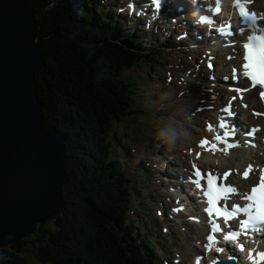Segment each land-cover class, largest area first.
<instances>
[{"label": "trees", "instance_id": "16d2710c", "mask_svg": "<svg viewBox=\"0 0 264 264\" xmlns=\"http://www.w3.org/2000/svg\"><path fill=\"white\" fill-rule=\"evenodd\" d=\"M35 1L39 41L48 53L41 81L37 75L39 95L47 123L67 142L69 181L54 226L42 224L33 235L37 263L24 253L29 242L24 239L0 250V264H160L151 233H143L130 215L132 198H140L146 185L115 155L116 144L122 146L116 124L146 105L138 103L127 75L144 50L114 25L113 16L112 25L104 22L99 0H54L52 7L51 0Z\"/></svg>", "mask_w": 264, "mask_h": 264}, {"label": "water", "instance_id": "95a60500", "mask_svg": "<svg viewBox=\"0 0 264 264\" xmlns=\"http://www.w3.org/2000/svg\"><path fill=\"white\" fill-rule=\"evenodd\" d=\"M41 30L35 0H0V248L32 236L65 208L68 146L43 113Z\"/></svg>", "mask_w": 264, "mask_h": 264}, {"label": "snow or ice", "instance_id": "6c2138e0", "mask_svg": "<svg viewBox=\"0 0 264 264\" xmlns=\"http://www.w3.org/2000/svg\"><path fill=\"white\" fill-rule=\"evenodd\" d=\"M157 8L160 7V0H154ZM252 0H247V3H251ZM221 0H216V6L214 11L219 13L221 11L220 7ZM231 5L234 8L239 9L241 16V27L237 29L239 33H244L245 31L250 30V34L246 38V42L243 44L245 51V64L244 67V77L250 79L251 87L256 88L259 86V95L264 98V23H259V21H264V14H257L255 11H249L245 0H230ZM201 20L207 23H213V21L205 16ZM224 36H232L235 33L231 30V22L228 21L226 24H222L218 29ZM234 44L235 41H232ZM232 57H229L231 59ZM209 68H212L211 63H209ZM233 79H238L236 75V70H233ZM214 80V77H210ZM225 79H229L225 77ZM230 90L236 91L237 93H242L243 91H249V88L241 89L236 86H231ZM213 91V89H209ZM237 99L236 96L232 97L228 104H226L219 111L224 113V115L219 117L218 123L215 125L217 134L214 136V141L216 143L211 144V149L213 151H222L227 153L231 148L237 146L238 141H234V137L237 134V129L233 121L235 112L232 110L233 102ZM246 106V105H245ZM208 107L214 108V105L209 104ZM260 115L261 113H256ZM209 130H213V126L210 124L208 126ZM222 130V134H220ZM253 130H249L246 135H252ZM208 144V140H202L201 146ZM218 144H223V148H218ZM200 153H197L199 156ZM194 172L192 176L188 179L191 183L195 185L197 189L200 190L201 194L207 198L209 207L205 211L209 214L211 224L212 235L207 237L209 244L207 247L211 248L212 245L216 242L217 237L215 233H224V229L220 227V224L216 222L215 217L223 216L224 223L226 227L228 225V220L236 217L239 213H247L248 218L242 219L239 221L238 230H231L223 234L222 239L225 241L238 240L241 235H247L250 229H255L256 231L264 232V169H259L260 177L256 185H254L249 192L241 193L240 190L232 185L225 183L228 176L231 175V169L223 175L214 173L213 171L201 172V169L198 168L195 163L192 165ZM253 166L249 165L248 168L242 173L243 178L247 179L250 173L253 172ZM194 177V178H193ZM219 180V183H217ZM201 181L205 183L202 184ZM236 198L237 201L244 200L247 201L243 206L239 202H236L229 207V200ZM223 202L222 204L220 202ZM256 208V212L253 214L252 209ZM181 209H174V211H180ZM215 213V217L213 214ZM239 247L243 250L244 244L241 243ZM223 251V249H219ZM255 251V250H252ZM264 261V251L256 253L254 257L252 253H249V259L254 261L256 260ZM230 259H232L230 257ZM213 264H216L214 261Z\"/></svg>", "mask_w": 264, "mask_h": 264}, {"label": "bare ground", "instance_id": "6f19581e", "mask_svg": "<svg viewBox=\"0 0 264 264\" xmlns=\"http://www.w3.org/2000/svg\"><path fill=\"white\" fill-rule=\"evenodd\" d=\"M256 1L258 3H262L264 5V0H256ZM259 9L262 10L263 7H259ZM184 15H186V14H184ZM165 18L167 20H169L168 17H165ZM159 23H160V18L156 19L155 26L159 25ZM171 25H172V23H171ZM171 25L168 26L169 29L173 28V27H171ZM182 27H185V26L184 25L179 26V23L176 24V26H175L176 33L178 32V30L182 29ZM99 36H101V35H99ZM171 36H173V34ZM182 40H184V38H182ZM193 41H195L196 44L198 43L195 38H193ZM202 51L205 52V48L199 49L198 52L192 50L188 53V55H190V59H197L196 63H193V61H190V60L179 61L180 57L183 55L178 53L172 62L173 68H169L172 71L171 76H173V80L170 84H167V82L164 81V86L162 87V90H164V91H162V94L157 96V98L160 99L162 102H166V105L170 104L171 108H174L175 111H179L181 118H183V117L188 118V115L194 118L193 120L190 119L192 121V123L195 125L194 129L191 132V140L189 142L182 144V145L178 146L177 148L171 149V150L166 146L167 150H170L169 153L171 155L178 156V158L180 160L179 163H178V161L176 162V164L180 165V166H177L178 170L180 169V167L182 168V170H184V168H186V167H189L188 151L191 152L192 157L197 156V151H201V152L204 151V150L198 148L195 144H196L198 138L203 133H205L203 131V126L205 124V120L207 118L213 117L215 115L216 109L224 102V99H226L228 97V95L231 94V92L229 90L227 91L224 84H226L227 86L233 85L231 83V81L229 82L224 77L223 78L224 84L219 83L216 86H212L209 78L202 77V74L205 72H208V77H209V71L211 70V68H209V67H207L201 63V58L196 57L199 54V52H202ZM229 51H230V53H235L236 48H234V47L230 48ZM226 53H227V51L225 49H221L218 52V56L216 59L217 68L215 70L217 73H220L221 70H225V67L228 64V62L225 60ZM231 63H233V61ZM177 66H179V67L177 68ZM233 70L234 69H231V70L228 69L225 72V75L230 74V76H233V73H232ZM164 74L166 75V77H168L167 71H165ZM236 75L240 78L241 84H243L245 87L247 85L246 78H244L243 76H240L238 73H236ZM197 80H201V82L198 83ZM172 85H176L178 87V91H176V90L171 91ZM210 88L214 89V90L210 92L209 91ZM166 91H171V92L166 96V95H164V93H166ZM253 96H254L253 92H250L247 95V97L250 101H252ZM179 103H182V104L185 103V104L189 105L190 107L187 108L184 106V110L182 108L175 107L176 106L175 104H179ZM209 104L214 105V108H212L213 110H203L201 112L195 113L194 110L192 109V107H194V109H195L197 106H200V107L206 109ZM242 114L244 117L250 118V122H257L250 117V110L249 109H246V110L242 109ZM246 132H249V129H247ZM240 139L242 141L246 140V141H244V142H246V143H244V146L248 150L254 149V147L251 148V146L247 143L248 140L245 136L241 135ZM254 139H255V135L253 137H251L250 142L254 141ZM255 142H256L255 147H257V141H255ZM255 149H257V148H255ZM210 153H212L211 150H208V155L203 154L200 161L205 162V160H207L209 158V156L211 155ZM226 154L227 153L222 152V151H218V152L213 153V155L216 156V159L218 161L221 160L223 167L231 166L234 163H236L237 161L242 162V159L244 161L243 163L246 162V165L244 166V168L238 172L239 176L242 175V173L248 168L249 165L253 166L254 170L250 174L254 175L256 173V170H257L256 169V163L258 161L264 159L263 153H258L256 156H252V158H251L250 152H248L245 149H239V148L234 149L229 158L226 157L227 156ZM223 157H225V159H223ZM216 159L214 160L215 163H216ZM163 160H164V163H166V164H169L171 162V159H169V157L168 158L164 157ZM161 163L162 162H158V164H160V165H161ZM237 178H238L237 176H232L231 179L236 180ZM254 181L255 180H253L251 182H254ZM180 213L181 212H178V213L172 212L169 219L176 220V218H177V220H182L184 218V216H183V214H180ZM181 224H183V223H181ZM191 224H192V228L197 229L199 233L203 230H206V228L203 225L200 227H197L196 224H194V223H191ZM191 236L196 241L198 239H201V237L199 236V234L197 232H195V234H193ZM136 246H138V245H136ZM133 253H135V252L133 251ZM188 254H190V256H187L185 259H187V260L191 259L189 261H192V256L195 254L193 247L190 250V253H188ZM188 254L186 252V255H188ZM138 256L141 257V255H138ZM145 262H147V261H145ZM262 264H264V263H262Z\"/></svg>", "mask_w": 264, "mask_h": 264}, {"label": "rangeland", "instance_id": "374dc122", "mask_svg": "<svg viewBox=\"0 0 264 264\" xmlns=\"http://www.w3.org/2000/svg\"><path fill=\"white\" fill-rule=\"evenodd\" d=\"M111 3H114L115 0H110ZM116 8V7H115ZM116 10V9H115ZM127 24L128 26L127 31L128 32H133L135 34L138 35V38L140 39V41L142 40L145 45H150L151 42H147L148 39H153L154 37H156L157 35L155 34L153 37H150L149 34L144 33V29L143 26H141V24L137 21V22H131L127 20ZM141 41V42H142ZM168 50H171V48H168ZM171 58L169 59V61H165L162 63H158V69L157 72L155 73L153 78L147 77L148 74L146 73H136V77L138 76L137 85H143L145 83H147V85L150 86L149 87H143V86H138L139 88H148L146 92H143V90L137 91L136 93V97L138 98V103H146L145 108H143L141 110V112L136 115L137 117L141 118V122L132 127V123L128 122V121H124L123 125L124 128L123 129H119L121 130L123 133L127 132V134L125 135L128 141H132L131 146L134 148H137L138 153L136 156V159H138L137 157H140L139 161H146L145 158H147L148 163H145L147 166H144L143 168L147 171V169H154V171H152V174L155 176L153 178H155L154 182L152 184L149 183L148 185V190L146 191V193L143 196H147L150 195V190H154V189H158V187L160 188V192L159 194H162V192L164 191V188L161 187V179H162V175H168L169 173L173 172V173H177L176 170H174L176 167L175 165L171 164L169 166H167L166 163H164V167H153V165L155 164L154 161H158V160H162V157H164L166 155V153H168V150L164 149V146L162 144V142H160L159 140H157L155 138V130H156V124L157 121L159 119H161L162 117L166 116L168 113L171 112L170 109H172L170 106L167 107V109H165V106H162L163 103L160 99L157 98V96H159V94L161 93L159 88L161 85V81L162 78L164 77L163 71L164 69H166L168 67V64L172 61V59L174 58V50H171ZM48 55V53H47ZM46 55V57H47ZM147 77V78H146ZM39 78L41 81V72L39 73ZM152 81V82H151ZM159 85V86H157ZM157 87V88H156ZM151 101V103L149 102ZM163 108H160V107ZM151 108H153L152 113L154 115V117L158 120H154L153 121V128L149 131H145V135L143 133V130L145 129V122L149 121L151 119V115H150V110ZM186 124H189L188 126H192V123L190 122V120L186 121ZM142 140H146L144 143H142ZM67 143V142H66ZM130 143V142H129ZM127 147V149L129 150V152H131L133 154V152L130 150L131 147H129L128 145H125ZM141 152V153H140ZM134 157V156H133ZM170 158L173 161H177V158L175 156H170ZM131 171H134L137 173V170H135L131 164L130 165H126ZM168 167V168H167ZM156 168L159 169L156 170ZM167 168V169H165ZM150 178L149 173L147 172H140L139 175V181L141 182V184H147L148 180ZM155 198V197H154ZM158 199H164V196L161 195ZM156 200V198H155ZM139 218L143 221V219L148 222L150 219V216L156 215V209L151 210L150 207L148 208V214H138ZM150 215V216H148ZM151 223H153L154 225L158 224L160 226V230H161V237H160V241H158L155 245L156 251L160 253L161 259H166L169 264L174 263V256L177 250H179L178 248L182 247L184 244H188L187 240H184V235H182L180 233V227L179 226H174L171 225L169 227V231L167 233L162 232L164 223H162L161 221H153L150 220ZM45 225H47L48 227H53L54 223L52 222V220H49L48 223H42ZM40 224V226L42 225ZM39 226V227H40ZM158 229V228H157ZM177 233V234H176ZM179 234V235H178ZM26 240H28L29 242L24 246L25 248V254L26 256L33 262V263H37V259L35 257H33L32 253H33V245H34V237L30 236L27 238H24ZM19 239L16 242H14V244L24 240ZM192 239V238H191ZM13 245V244H12ZM11 245V246H12ZM6 247V248H10L12 249V247ZM188 254V253H187ZM187 256H190V254H188ZM191 260V259H189ZM182 264V263H180Z\"/></svg>", "mask_w": 264, "mask_h": 264}, {"label": "clouds", "instance_id": "9594fccd", "mask_svg": "<svg viewBox=\"0 0 264 264\" xmlns=\"http://www.w3.org/2000/svg\"><path fill=\"white\" fill-rule=\"evenodd\" d=\"M168 95V93H164ZM186 117L181 118L179 111L168 113L157 121L155 138L164 143L170 150L191 140V133L186 126Z\"/></svg>", "mask_w": 264, "mask_h": 264}]
</instances>
